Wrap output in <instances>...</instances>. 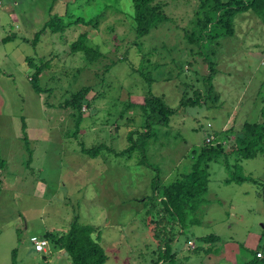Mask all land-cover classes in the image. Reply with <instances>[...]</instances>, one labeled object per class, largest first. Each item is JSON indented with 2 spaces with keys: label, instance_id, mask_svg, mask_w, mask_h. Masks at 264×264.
I'll use <instances>...</instances> for the list:
<instances>
[{
  "label": "rangeland",
  "instance_id": "obj_1",
  "mask_svg": "<svg viewBox=\"0 0 264 264\" xmlns=\"http://www.w3.org/2000/svg\"><path fill=\"white\" fill-rule=\"evenodd\" d=\"M156 1L167 20L137 39L127 17L130 0H0V264H72L65 253L52 250L44 259L30 239L66 232L75 220L97 230L105 264H149L156 245L154 224L145 216L152 181L166 183L189 169L192 150L207 135L219 134L213 143L221 140L227 148L244 122L260 121L264 25L247 12L237 17L234 36L212 47L218 48L215 102L180 111L144 154L125 152L129 133L144 131L140 113L125 111L129 101L142 103L150 86L151 94L174 107L183 92L204 91L202 79L209 73L197 46L184 39L199 0ZM65 9L85 20L103 16L97 27L78 25L62 36L45 30L32 45L50 16H61ZM83 33L87 45L103 54L92 65L69 51ZM11 35L15 38L3 43ZM28 60L50 63L39 76L41 88L50 89L44 95L31 86L34 69ZM85 87L91 91L74 134L73 112L61 105ZM91 148H99L94 158L82 151ZM235 161L229 156L230 164ZM240 166L244 176L264 182L263 156L242 160ZM228 176L222 160L210 163L206 203L196 211L198 225L188 231L194 240L218 236L215 252L191 254L181 235L178 264H244L259 243L264 248V203L257 187L227 183Z\"/></svg>",
  "mask_w": 264,
  "mask_h": 264
},
{
  "label": "trees",
  "instance_id": "obj_2",
  "mask_svg": "<svg viewBox=\"0 0 264 264\" xmlns=\"http://www.w3.org/2000/svg\"><path fill=\"white\" fill-rule=\"evenodd\" d=\"M130 4L132 10L127 17L131 18V27L137 39L147 36L167 20L163 13V6L159 5L156 0H130ZM108 8V5L104 6L103 12ZM103 12L101 15L89 20H85L74 13H69L67 9L61 16L53 14L43 24L39 32L35 34L32 45L39 41L40 34L45 30L62 36L66 31L78 25L97 27L96 20L103 16ZM247 12L254 14L264 25V0H199L197 10L194 13L195 19L191 21L190 32L185 33L184 39L188 46H197L199 55L204 56L203 63L209 68V73L202 79L204 91L201 88H192L189 96H186V92H183L178 104L172 107L166 103L164 97L151 94L149 86L148 92L143 96L142 103L133 104L129 101L125 111L128 112L133 108L135 112L140 113L141 128L144 131L129 133L130 146L125 152L139 151L144 154L148 142L154 136H157L161 130L167 129L171 119L180 111L201 104L205 106L209 101L215 102L217 95H214L212 84V79L217 72L214 68L216 64L214 51L218 49L216 47L220 46L221 40L234 36L237 17ZM10 38H15V35L4 38L3 43ZM86 38V33L78 35L76 40L69 44V51L70 54L81 53L83 60L88 65H92L97 63L103 57V54L100 53L97 47L93 48L87 45ZM215 45L216 47L212 48ZM189 52L192 53V49ZM28 61V66L34 69L30 79L31 86L35 93L44 95L50 89L41 88L39 76L49 68L50 63L45 61L38 66L30 60ZM108 67L109 65L106 68ZM106 71L107 69H105ZM141 76L147 80L148 85H151L152 79L150 77L142 73ZM262 85L264 87V84ZM90 91V87H85L71 93L61 105L64 111L73 112L71 114L75 121L74 134L83 122L82 106L87 102L86 97ZM260 94V121L244 122L239 131L235 132L236 138L227 148L224 143L220 142L221 140L213 143L215 138L220 137L219 134L207 135L205 142L200 147L192 150L193 159L189 169L187 167L185 171L178 174V177L166 183L156 181L157 179L152 181L153 197L145 211V216L151 217V222L154 224L153 238L156 245L155 250L151 253L149 264H178V260H175L176 250L179 249L176 247V243L181 235H183L185 245L190 249L191 254L215 252V244L219 242L218 236L210 234L197 237V240H194L195 237L188 235L189 228L199 223V220L195 217L196 211L203 203H206L203 198L207 192L210 163L222 160V163L229 170V176L225 182L254 184L257 187V194L264 203V182L250 176H244L240 166L242 160L253 159L258 155L264 158V92ZM44 100L47 99L44 98ZM45 103L49 105L47 102ZM24 127L23 124V130ZM227 131L231 132V129ZM208 139L210 141L206 142ZM82 151L94 158L98 154L99 148L82 149ZM231 155H234L236 159L233 164L229 163V156ZM3 166L4 161L0 159V168ZM175 227L178 229H175ZM96 233L95 228L81 225L75 220L66 232L54 235L46 232L42 235V238L49 243V252L46 254H49L50 250L65 253L72 264H105L107 256ZM191 240L195 243L193 249L188 246ZM205 245H208V247L206 248ZM257 247L255 251H251V259L244 264H264V248L260 246V243ZM258 253L261 255L260 257H257ZM46 254L43 256L44 259H46Z\"/></svg>",
  "mask_w": 264,
  "mask_h": 264
},
{
  "label": "built area",
  "instance_id": "obj_3",
  "mask_svg": "<svg viewBox=\"0 0 264 264\" xmlns=\"http://www.w3.org/2000/svg\"><path fill=\"white\" fill-rule=\"evenodd\" d=\"M210 139L212 140V138H210ZM210 139H208L207 142H209ZM30 242H31V244L33 245L34 251H35L36 253H43V254H46V253L49 252V243H48L47 240H45V239H43V238H42V239H38V238L32 237V238L30 239ZM188 244H189L190 246H192L190 242H189ZM260 256H261V255L258 253V254H257V257H260Z\"/></svg>",
  "mask_w": 264,
  "mask_h": 264
},
{
  "label": "clouds",
  "instance_id": "obj_4",
  "mask_svg": "<svg viewBox=\"0 0 264 264\" xmlns=\"http://www.w3.org/2000/svg\"><path fill=\"white\" fill-rule=\"evenodd\" d=\"M189 245V244H188Z\"/></svg>",
  "mask_w": 264,
  "mask_h": 264
}]
</instances>
